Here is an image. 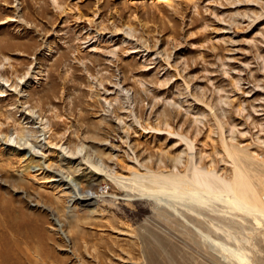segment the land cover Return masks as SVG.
<instances>
[{
  "label": "rangeland",
  "instance_id": "obj_1",
  "mask_svg": "<svg viewBox=\"0 0 264 264\" xmlns=\"http://www.w3.org/2000/svg\"><path fill=\"white\" fill-rule=\"evenodd\" d=\"M0 79L13 81L0 88L4 134L47 119L51 142L84 151L67 165L42 149L51 166L39 175L43 159L0 143V206L10 200L24 264H231L83 161L124 175L139 162L180 169L189 150L177 133L226 179L223 140L263 177L264 0H0ZM218 203L202 211L221 230L209 222L205 234L235 264H264V228Z\"/></svg>",
  "mask_w": 264,
  "mask_h": 264
},
{
  "label": "bare ground",
  "instance_id": "obj_2",
  "mask_svg": "<svg viewBox=\"0 0 264 264\" xmlns=\"http://www.w3.org/2000/svg\"><path fill=\"white\" fill-rule=\"evenodd\" d=\"M24 77L25 75H23L22 78ZM11 82H9L8 79H0L1 91L4 90V87H9V90H11ZM19 92L20 91L17 93ZM31 110L33 109H27L25 115L30 116L31 113H33ZM15 124L18 125L16 128L17 130L11 132V134H4L0 129V143L4 144L6 147L9 146V148L12 147L15 150L27 149L29 153L27 158L32 155L33 158L39 156L43 159V161H40V168L38 167V169L33 170L39 173V175L41 173L47 175L46 171H49V167L51 166L49 162L45 163V156L38 154L42 149L46 148L47 151H50L53 149H50L51 145L55 146L59 152L60 163H66L67 165H69L76 156L81 155L83 151L82 147H78L76 150H70L68 146L51 142L50 136L52 130L47 119L43 120L40 118L38 122H35L36 125L31 127L28 126L26 122H17ZM32 129H35L36 132ZM169 134L171 135V133ZM173 134L177 135L180 141H182L189 150L186 155L188 156L186 162L182 164L178 162L179 166H183L180 169L172 165L173 169L159 168L160 170H153L140 162V164L137 163L135 160L139 166L132 169L129 174L124 175L122 173H111L104 170L100 162L95 164L84 159L83 163L85 162L97 175L107 178L118 186L124 193V196L145 198L154 204L153 208L157 211L159 208L169 210L176 224L178 223V225L188 233L187 235H189L190 240L195 238L194 242L200 249L203 248L211 252L217 261L235 264V262L222 251L223 240L218 237L213 239L205 234V232L210 233L209 224L211 223V219L208 220L202 210L205 209V206L219 201L218 204H226L230 212L236 210L243 214L245 213V215H250L255 224L264 228V176H257L252 172L250 167L254 159L247 149L234 145L231 142H226L223 140V136L221 139L223 140V149L232 167V175L229 179L220 175L214 168L212 169L199 165L193 154L194 144L192 141L183 135L177 133ZM178 158H176V161L179 160ZM175 163L177 164V162ZM140 168H142L143 171H140ZM45 169L46 171H44ZM54 175H50L52 181L60 180L54 179ZM62 181L71 185L70 187L73 192L79 194V188L74 182L72 183V181L65 180L64 177H62L61 182ZM91 198H93V196H88L85 199ZM5 201L4 206H0V215L2 217H0V264H24L21 260L23 255L20 253V250L12 245V211L9 205L10 200L8 199ZM222 211L224 210H221V212ZM233 215L234 213L230 214L232 219H234ZM217 223H214V225H217ZM211 226L212 229H215L212 223ZM217 226L216 229L221 230L219 225ZM222 227L224 228L223 231L225 232V236H229L228 230H230V228L225 225ZM218 230L217 232L220 233L221 231ZM246 261H248L247 258Z\"/></svg>",
  "mask_w": 264,
  "mask_h": 264
},
{
  "label": "built area",
  "instance_id": "obj_3",
  "mask_svg": "<svg viewBox=\"0 0 264 264\" xmlns=\"http://www.w3.org/2000/svg\"><path fill=\"white\" fill-rule=\"evenodd\" d=\"M263 201H264V195H263Z\"/></svg>",
  "mask_w": 264,
  "mask_h": 264
}]
</instances>
